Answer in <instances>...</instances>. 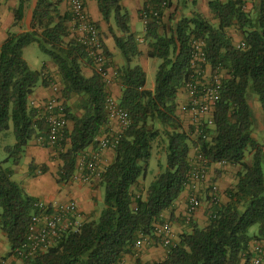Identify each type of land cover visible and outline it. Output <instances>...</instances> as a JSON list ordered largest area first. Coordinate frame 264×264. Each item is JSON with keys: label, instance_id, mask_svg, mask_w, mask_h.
<instances>
[{"label": "trees", "instance_id": "trees-1", "mask_svg": "<svg viewBox=\"0 0 264 264\" xmlns=\"http://www.w3.org/2000/svg\"><path fill=\"white\" fill-rule=\"evenodd\" d=\"M96 1L103 19L122 32L114 34L125 61L118 72L123 94L117 101L129 112L130 124L114 147L113 161L99 172V184L104 188L99 217L85 221L77 232H65L34 257L20 258L22 264H121L126 254L135 253L133 247L140 236L159 240L155 224L189 184L195 167L190 159L194 147L207 164L240 166L236 185L228 191L230 201H215L208 224H192L179 243L167 247L163 260H138L137 264H241L242 260L248 264L253 255L250 242L264 240V139L253 135L249 103L250 95L256 96L264 112V0H259L253 11L246 10L245 0H210L217 23L196 13L180 19L170 33L161 32L163 3L168 6L170 0H150L142 12L147 18L142 40L149 46L148 57L161 60L153 90L146 88L143 67L131 66L143 52L123 0ZM34 2L32 30L9 31L0 46V135L6 136L12 129L15 136V142L4 147L8 156L0 163V227L11 245L10 255L26 240L29 221L39 212V199L13 178L12 165L20 164L29 143L48 131L42 109L30 100L42 82V71L30 67L24 49L38 43L58 66L67 119L74 122L73 129L67 127L55 146L63 148L58 183L74 178L78 158L90 146L99 148L100 136L109 123L107 83L98 72L91 77L83 73V66L94 62L78 35L71 36L67 22L73 19L72 13L62 14L59 0H18L14 25L24 19L26 7ZM234 25L244 33L243 46L235 45L229 37ZM195 40L204 42L205 61L200 64L193 62ZM102 46L109 55L104 43ZM206 64L211 65L213 74L224 70L228 76L220 79L212 123L205 118L186 130L178 114L179 92L188 82L198 81ZM74 96L78 99L71 111L68 102ZM79 110L81 116L76 114ZM160 138L166 141V163L159 164L160 172L145 194L137 195L132 188L146 178ZM35 168L30 165L31 172ZM48 170V165H43L40 172ZM253 226L258 230L251 232Z\"/></svg>", "mask_w": 264, "mask_h": 264}, {"label": "crops", "instance_id": "crops-1", "mask_svg": "<svg viewBox=\"0 0 264 264\" xmlns=\"http://www.w3.org/2000/svg\"><path fill=\"white\" fill-rule=\"evenodd\" d=\"M17 1V2H16ZM59 9L62 14L71 13V7L68 0H59ZM194 3L192 10L187 13L188 16H194L193 13H201L206 19L210 20L213 23H217L218 20L214 18L213 13L209 8L210 0H191ZM227 1V0H221ZM246 1V10L253 11L256 4L259 0H245ZM88 16L91 21L95 22L100 30L101 39L104 43L105 48L109 52L107 57V68L110 74V81L107 83V91L109 94L114 96L116 99L120 100L123 91L122 84L119 77V70L124 66L125 61L121 54L120 49L118 48L115 40L114 34L122 35L121 30L114 24H108L102 16L100 11L99 4L96 0H84ZM18 0H0V46L5 42L8 37V32L11 31L12 26L15 24L14 9L17 7ZM35 4V2H34ZM33 4V6H34ZM122 4L129 10L131 20L130 25L133 32L136 33L139 41V49L143 52L138 57H135L131 62V66H134L135 63H139L145 70V62H147L149 46L146 41L142 40L146 32V22L142 17V12L144 7L150 4V0H123ZM33 6H27L25 10L24 19L18 24L17 29L23 28L18 32H25L32 30L31 20L33 14ZM166 8V7H165ZM164 9L162 15V25L161 32L170 31L169 23L171 18L172 9ZM191 15V16H190ZM181 18L178 19V21ZM142 24V32L138 33V25ZM176 24V23H175ZM174 24V25H175ZM67 25L71 28V36L75 37L81 35L77 29V25L72 20L67 22ZM229 37L235 45H238L244 40V33L238 28V25L232 26L229 31ZM138 65V64H135ZM83 73L87 77L93 76L95 70V64L90 65L86 64L83 66ZM42 71V82L35 88L32 97L37 103H42L47 100L49 97L54 95V90L52 88L53 83L56 82L62 88V80L59 75L58 66L49 58L44 59L42 62L41 69H34ZM118 75H115V73ZM227 73L224 70H219L218 74H213L212 67L210 64H206L203 74L198 76L197 83L204 86L209 84L212 80H220L227 77ZM147 88V87H146ZM153 90V88H147ZM200 99L203 97L200 95ZM78 99V96H74L69 100L68 105L71 107V111L75 110V101ZM191 101L190 94L188 93L187 88H182L179 92L178 97V112L179 109L187 114L193 119V113L190 110L189 103ZM250 107L252 110V117L254 121V132L253 135L259 140L264 139V112L262 105L258 98L254 95H250L249 98ZM78 116L83 114L82 110L76 112ZM74 127V122L72 120L68 121V130H72ZM106 130L100 136V140L106 135L113 134L118 130V124L116 120H109ZM186 129V128H185ZM187 130V129H186ZM45 147L46 151H44ZM53 149V147L43 145L39 139H33L26 150L25 157L22 162L16 166H13L14 174L13 178L20 183L22 187L28 191L29 194L42 200L47 203H51L57 200L60 203H66L70 199H74L78 204L80 212H82L85 221L88 218L99 217L100 212L103 209V193L104 188L99 184V177L97 175L91 174L86 168L84 170H77L75 172L74 178L67 183H58V175L52 171L48 170L46 173H41L37 165L46 162L49 164L48 153ZM53 150H51L52 152ZM94 152H98L100 156V170L107 167L114 159L115 151L112 147H106L94 149L93 146L88 147L83 153L90 157ZM80 155V157L83 155ZM78 158V161L80 159ZM198 154L196 148H192L190 152V159L193 165L197 167L198 165ZM250 161V160H247ZM33 164L36 166L33 172L30 170V165ZM240 171V166L230 165L228 163L214 162L206 165V176L205 179H194L186 186L185 190L181 193L180 197L176 200L175 204L164 211L162 214V221L171 222L173 226V240L177 244L181 240V234L189 232L192 230V224H198L200 226H205L209 222V213L210 210L214 207V196L217 195V202L219 204H226L230 201L228 191L235 187L237 182V173ZM89 175V177H88ZM97 180V184L93 181ZM150 183L146 178L140 179L139 183L132 188L135 194L144 195L146 189ZM100 187V196H96V189ZM214 186L217 187V193L214 191ZM197 194L202 199L200 207L195 211V213L189 217L187 214V204L190 195ZM97 197V198H96ZM100 200V202H99ZM7 238L0 232V259H8L9 261L16 262V264H22V261L19 259L12 258L10 255L11 250H7L5 245L7 243ZM155 244L153 247L148 246L149 249L140 252L138 255L136 253L126 254L123 258V264H137V261L140 260L143 263L149 261L163 260L167 255V247L161 248V242L159 240H154ZM261 242L264 244V240L260 241L254 239L250 242V249L257 243ZM155 245L160 247L154 248ZM163 246V245H162ZM241 264H245V261L242 260ZM249 264V263H248Z\"/></svg>", "mask_w": 264, "mask_h": 264}, {"label": "built area", "instance_id": "built-area-1", "mask_svg": "<svg viewBox=\"0 0 264 264\" xmlns=\"http://www.w3.org/2000/svg\"><path fill=\"white\" fill-rule=\"evenodd\" d=\"M68 1L71 7L73 21L81 34L78 35V38L86 46L89 55L93 59L96 72L108 83L110 81V74L107 68V57L102 46L103 41L101 39L100 30L97 24L91 21L88 16L84 0ZM163 6L166 7L167 2H164ZM155 15L159 16V13L155 12ZM143 19L147 22L145 14ZM193 44L195 47L193 62L200 64L202 61H205V52L203 50L204 42L202 40H195ZM243 45L244 42L238 44L239 47ZM115 75H118V73L116 72ZM51 84L54 95L42 103L35 102L32 100L31 96L30 100L33 106L42 109V115L48 125L47 135L39 136L37 139L45 146L55 147L59 144L60 140L63 139L69 120L67 119V113L62 99V88L56 82L53 83L52 81ZM186 88L191 97L190 110L193 113L194 123L197 125L201 123L204 114H209L206 119L208 123H212L215 105L220 98V80H213L201 88L198 87L197 82H188ZM199 93L203 99L199 98ZM106 109L109 120H116L118 130L113 134L106 135L101 140L99 139V148L100 146L102 148H114L121 134L130 124V115L126 109L119 105L117 99L111 94L108 95L106 99ZM99 159L100 156L98 152H94L90 157H87V155L83 153L77 162V167L79 170H84L86 168L91 174L99 177ZM207 163L208 161L206 159L199 156L196 163L198 166L192 168L189 183L194 179H205ZM214 191L217 193L216 186H214ZM213 200L217 201V195L214 196ZM200 205V196L197 194L190 195L187 204L188 216L191 217ZM36 207L39 212L33 214L29 221L26 240L12 253V258L20 259L34 257L51 246L55 240L60 238L65 232L79 231L85 222L84 216L82 212H80L78 204L74 199H70L66 203H60L57 200L47 203L39 200L36 203ZM155 235L160 238L159 241L165 247L176 245L173 240V226L169 221L156 223ZM152 242H154L152 236H140L133 250L136 255H138L145 244H150ZM250 251L253 255L249 264H264V244L257 242ZM0 264H12V261L0 259ZM121 264H123V262Z\"/></svg>", "mask_w": 264, "mask_h": 264}, {"label": "rangeland", "instance_id": "rangeland-1", "mask_svg": "<svg viewBox=\"0 0 264 264\" xmlns=\"http://www.w3.org/2000/svg\"><path fill=\"white\" fill-rule=\"evenodd\" d=\"M17 6H18V4H17ZM32 6L33 5H31V7ZM193 7H194V3H192L191 0H170L169 1V4L165 8V10L172 9L171 18H170L171 22L169 23V25L171 26L170 27V31L174 27V24L178 22L179 18L182 19L184 16H188L189 15L187 13H189L192 10L191 8H193ZM193 14H195V13H193ZM142 27H143L142 24L139 23V25H138V33L139 34L142 32ZM21 29H23V28L17 29V26L13 25L12 28H11V31L12 32H18ZM170 31L168 30V31H165V32L166 33H170ZM24 58L29 63V65H30V67L32 69H36V68L41 69L43 60L47 59V58L49 59V56L42 51V49L40 48L38 43H33V44L27 46L24 49ZM160 63H161V60L159 58H157V57L156 58L150 57V58L147 59V62H145V68H146L145 71H146V74H147V83H146V87L147 88H153L154 87L155 80H156V74H157V71H158ZM135 64L139 65L138 62L135 63ZM135 64H134V66H135ZM178 114H179V116H180V118L182 120L183 127L186 128L187 130H189L194 125V119L189 117L187 114L185 115V113H183L180 109H179ZM207 115H209V114H204L203 117H202V120H205ZM14 142H15V136H14V133H13L12 129L9 131L8 135H6V136L4 134L0 135V163L8 156V154L5 151L4 147L7 144H13ZM42 148H44V151L47 152L45 147H42ZM57 148L53 147V149H51L53 151L52 152H51V150L49 151L48 159H47V161H49V164L44 162V163H41L40 165H37V167L39 168V171L41 170L43 165L44 166L48 165L49 170L52 169V171L54 173H56L58 175V177H59L60 168L62 166V161L59 158V153L63 150V148H62V146H61L60 149H57ZM165 148H166V141L163 140L162 138H160L159 141L155 143L153 156H152V158L150 159V162H149L148 174H147L148 183H150L155 178V176L160 172L159 164L160 163H162V164L166 163ZM247 159L248 160L252 159V155L250 153L247 154ZM9 165L11 166V162L9 163ZM12 167H13V165H12ZM15 179L18 180L17 177H15ZM96 182H97V180L93 181V183L98 185ZM95 189L97 190L95 192L96 196L97 197L100 196V187L95 188ZM103 197H104V193H103ZM99 202H100V200H99ZM90 219L92 220V218H88V220H90ZM93 219H96V217L93 218ZM256 230H258V226H253L251 228V232L256 231ZM0 232H2L1 227H0ZM154 244H155V242H152L150 244H148V243L145 244L142 247L141 252L145 251V249H149L148 246H150V247L152 246L153 247ZM5 247H6V249L8 251L11 250V245H10V243L8 241H7L6 245H5ZM156 247H160V246L159 245H155L154 248H156ZM162 247H165V246L161 245V248ZM12 264H16V262H12Z\"/></svg>", "mask_w": 264, "mask_h": 264}, {"label": "clouds", "instance_id": "clouds-1", "mask_svg": "<svg viewBox=\"0 0 264 264\" xmlns=\"http://www.w3.org/2000/svg\"><path fill=\"white\" fill-rule=\"evenodd\" d=\"M201 203H202V200H201Z\"/></svg>", "mask_w": 264, "mask_h": 264}]
</instances>
